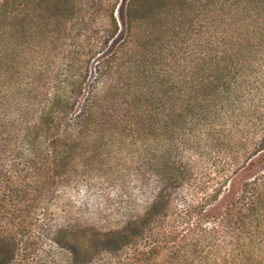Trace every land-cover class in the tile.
Masks as SVG:
<instances>
[{
  "label": "trees",
  "instance_id": "trees-1",
  "mask_svg": "<svg viewBox=\"0 0 264 264\" xmlns=\"http://www.w3.org/2000/svg\"><path fill=\"white\" fill-rule=\"evenodd\" d=\"M103 3L0 0V106L6 92L20 88L22 109L37 100L35 117L22 120L20 132L31 144L41 136L51 139L59 151L52 162L57 176L74 157L66 152L77 144L69 142L79 143L84 135L131 132L134 141L155 144L141 169L157 176V191L140 216L102 236L97 244L103 251L126 252L134 264H181L189 252L215 264H264V99L259 126L253 124L258 105L240 114L219 113L224 102H234L231 86L239 83L233 74L258 70V57L264 70V0H124V34L114 48L121 30L113 9H103ZM63 39L74 49L53 86L39 93L42 65L26 68L22 61L26 55L49 57L51 46L63 45ZM92 63L94 72L118 79L107 98L120 103L121 113H105L95 92L85 89ZM221 118L226 129L215 131ZM71 125L79 136H70ZM241 127L256 136L242 140ZM212 135L213 149L223 151L227 161L223 182L202 180L192 161L177 153L206 148L199 138ZM164 140L172 145L163 150ZM256 167L258 174L241 181L232 195L236 178ZM66 248L73 264L86 260L87 250Z\"/></svg>",
  "mask_w": 264,
  "mask_h": 264
},
{
  "label": "rangeland",
  "instance_id": "rangeland-1",
  "mask_svg": "<svg viewBox=\"0 0 264 264\" xmlns=\"http://www.w3.org/2000/svg\"><path fill=\"white\" fill-rule=\"evenodd\" d=\"M103 5L105 10L113 9L121 30L120 37L110 46L114 48L124 34L121 10L124 0H105ZM79 22L81 24L80 19ZM97 25L94 23L93 26ZM70 43L69 39H63L61 46L55 42L49 57L25 56L22 62L26 68L42 65L45 71V79L37 81L41 85L39 93L47 92L53 86V76L61 73L62 64L69 59V50L74 49L68 46ZM75 49L80 50L78 46ZM76 58L80 60V53ZM93 66L92 63L85 89L95 92L105 113H121L120 103L107 98L109 86L115 85L118 79L110 74L94 72ZM262 66L263 60L258 57V70L243 74L236 72L231 76L232 81L239 84H232L230 93L234 102H224V110L219 111L221 115L225 111L229 112L227 116L232 111L240 114L249 105L253 111L258 105L253 124L259 126L264 99ZM27 80L29 78L25 75L22 81ZM21 89L6 92L4 106H0V264H73L66 248L69 244L87 250L86 260L79 264H134L126 252L115 256L103 251L97 243L104 234L119 230L128 221L140 216L151 203L159 179L150 171L141 169V166L144 158L155 151V144L149 140L134 141L131 132L125 134L126 137L84 135L79 143L69 142L70 145L77 144V148L66 152L74 157L68 168L57 176L52 162L57 159L55 155L59 151L53 148L51 139L41 136L31 144V138H24L20 132V122L32 120L37 108V100L33 99L29 109H22L24 99L21 98L24 95H19ZM248 92H251L249 102L245 100ZM223 122V118L216 120L214 130H225ZM253 131L250 129V134H247L245 129L243 133L239 132V136L242 140L248 135L254 138L256 135ZM70 136H79L75 125L70 126ZM215 136L208 139L200 137V146L207 144L200 151L186 148L183 153H177L182 155L183 160L189 158L192 161L194 171L203 177L202 180L212 178L213 182H223L229 171L223 151L217 153L213 149ZM163 143V150L172 145L170 140ZM256 174L257 167L247 175L236 178L232 195L237 193L241 181L251 180ZM223 203L224 200L218 202L220 208ZM186 254L181 264L217 263L212 259L201 261L198 254ZM202 256H206V252Z\"/></svg>",
  "mask_w": 264,
  "mask_h": 264
}]
</instances>
